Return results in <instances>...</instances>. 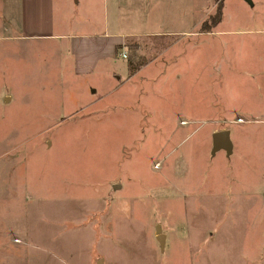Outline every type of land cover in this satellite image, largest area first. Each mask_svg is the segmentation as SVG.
<instances>
[{"label": "rangeland", "instance_id": "374dc122", "mask_svg": "<svg viewBox=\"0 0 264 264\" xmlns=\"http://www.w3.org/2000/svg\"><path fill=\"white\" fill-rule=\"evenodd\" d=\"M250 1L141 0L109 11L105 21L99 2L90 15L82 3H68L64 17L73 32L106 23L112 32L149 35L172 29L162 25L166 11L178 12L175 27L196 21L207 4L200 30L223 3L222 36L197 37L189 51L181 42L169 54L213 60L167 81L158 44L170 38L140 35L127 43L128 58L119 55L85 75L75 74L72 55L55 44L0 43V219L7 234L26 227L43 236L56 226L48 207L64 199L96 225L92 235L84 233L78 254L85 260L188 264L201 234L231 214L239 231L256 230L264 244V0ZM90 97L102 98L88 105ZM224 116L239 123L225 125L232 140L240 138L229 156L208 149L215 128L209 119ZM114 184L120 187L108 196ZM216 186L225 197L214 193ZM232 196L237 205L222 206ZM158 224L168 236L163 248Z\"/></svg>", "mask_w": 264, "mask_h": 264}, {"label": "crops", "instance_id": "0c3cea01", "mask_svg": "<svg viewBox=\"0 0 264 264\" xmlns=\"http://www.w3.org/2000/svg\"><path fill=\"white\" fill-rule=\"evenodd\" d=\"M95 2H99L101 5L105 21L109 11L117 12L121 6L129 8L127 5L140 4L141 0H0V43L11 42L19 45L43 41L47 42V45L55 44L56 51L60 53L68 52L72 55L75 74L85 75V73L90 74L97 70L100 63H111L119 55L124 57L123 54H126L125 57L128 58L127 43L131 39L138 40L140 35L143 37L154 36L163 40L170 38V40L172 39L170 42L158 44L160 52L158 57H163L160 76H163L164 80L167 81L171 76L176 77L179 75V71H192L190 66L200 62L201 59L206 61L213 60L211 56L204 58L196 57L195 55L187 60H183L178 56L169 58L171 50L177 44L186 43L187 46L183 49L189 51L190 48L196 46L197 42L195 39L197 37L222 36L224 34L219 29L225 21L224 0L220 23L213 27L212 30L206 32H200V30H196V27L198 22L201 21L199 17L206 15L209 11L210 7L207 4L203 12L198 14L199 17L196 21L192 20L189 23H182L181 21L180 25H175V27L172 18L177 17L178 12L166 11L165 15L161 16V22L162 25H172V29H160L154 32V35H149L151 33L147 32H130L128 34L112 32L105 22L103 28L98 31H71L72 21L67 19L66 15L64 17V12L66 13L68 10V3H82V6L86 8L87 15H90L93 12V3ZM185 15L186 11L182 16ZM118 46L119 48L117 49ZM207 47L211 49V44L208 43ZM140 69L134 72L129 70L128 73L131 75H128L125 80H121L122 82L116 83L113 91H115L117 85H121L132 75H139ZM92 93H96V91ZM108 93L105 92L104 95ZM101 98L94 99L90 97L87 99L89 100L87 104L100 102ZM209 120L215 128L210 132L208 149L210 150L212 147L211 135L213 132L227 128L229 129V137L232 142V150L229 155L233 154L236 146H240V138L236 137V140L233 139V141V129L225 125L226 123L239 125V123H236L232 117L227 118L225 116L221 118L214 117ZM181 121L186 122L187 120L181 119ZM220 151L225 156L227 155L224 150ZM13 163L15 164V161ZM214 188V193L217 196L225 197L227 194L222 187L216 186ZM246 196L245 200L248 201L246 199L248 196ZM235 199L234 196L227 198V200L222 202V206L226 204L228 207L229 205H237L234 203ZM58 200L48 207L50 212H47V214L52 215V222L54 221L56 226H53L52 230L45 229L43 236L40 235V229H36V232H33L26 227H21L18 234H7L9 231L6 232V230L9 228L6 225H2V220L0 219V264H82L84 262L85 264H105L103 255L100 258L92 256L86 260L84 256H79L78 253L81 252L86 236L84 233L89 232L92 235L96 225L85 218L84 214L86 213L84 211L75 210L71 208V205L68 206L67 203L71 202L70 200ZM80 211L82 214L79 215ZM79 216L83 219L82 221L79 220ZM223 217L215 230L201 234L199 238L201 240L200 247L188 253V257H190L188 264H264V244L261 242V234L259 232L256 233V230L253 232L252 230L248 231V229L239 231L236 226V218L232 214L229 217ZM225 223H229L230 226L223 229L224 227L222 228L220 224ZM23 225L21 224V226ZM236 230H238V233H236ZM33 234L40 236L33 238ZM167 239L168 236L167 238L164 236V244H166ZM94 241L95 238L91 240V244ZM164 244L160 247H165ZM29 248L35 249L32 257L28 255ZM90 255L91 252L87 254V256ZM98 259L101 260L96 262ZM109 264H112L111 261Z\"/></svg>", "mask_w": 264, "mask_h": 264}, {"label": "water", "instance_id": "95a60500", "mask_svg": "<svg viewBox=\"0 0 264 264\" xmlns=\"http://www.w3.org/2000/svg\"><path fill=\"white\" fill-rule=\"evenodd\" d=\"M245 2L251 4L250 0H244ZM229 129L225 128L224 130H218L213 132V134L211 135V142H212V153L214 154V152L218 151V150H224V152L229 155L231 153L232 150V142L230 141V137H229ZM120 184L119 185H112L111 186V191L109 192L108 196L111 195V193L113 192V190L119 189ZM161 228L160 225H156V236H157V240L160 244V246H163L164 244V236L160 233Z\"/></svg>", "mask_w": 264, "mask_h": 264}, {"label": "trees", "instance_id": "16d2710c", "mask_svg": "<svg viewBox=\"0 0 264 264\" xmlns=\"http://www.w3.org/2000/svg\"><path fill=\"white\" fill-rule=\"evenodd\" d=\"M222 8H223V4H221L220 2L217 3L215 12L209 17V19H211V21L207 20L200 26V32H206V31H210L212 30L213 27H215L218 23H220L221 21V17H222ZM211 22V23H209ZM119 48V46L117 47V49ZM132 66V60H130L128 62V68H131ZM138 67V65H137ZM136 67V68H137ZM133 72V70H131Z\"/></svg>", "mask_w": 264, "mask_h": 264}, {"label": "built area", "instance_id": "2783aa9c", "mask_svg": "<svg viewBox=\"0 0 264 264\" xmlns=\"http://www.w3.org/2000/svg\"><path fill=\"white\" fill-rule=\"evenodd\" d=\"M123 56L125 57L126 54H123ZM240 121H242V118H239V119L237 120V122H240Z\"/></svg>", "mask_w": 264, "mask_h": 264}]
</instances>
